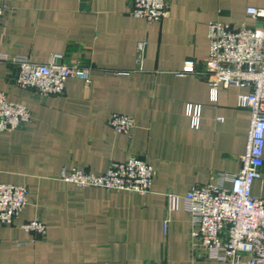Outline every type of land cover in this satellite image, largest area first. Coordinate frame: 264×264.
<instances>
[{
    "label": "crops",
    "instance_id": "obj_1",
    "mask_svg": "<svg viewBox=\"0 0 264 264\" xmlns=\"http://www.w3.org/2000/svg\"><path fill=\"white\" fill-rule=\"evenodd\" d=\"M169 1L170 14L149 22L131 0H2L0 55L87 68L91 82L71 76L63 93L43 96L18 84L17 62H0V89L32 113L0 131V182L29 189L20 217L0 223V264H231L192 247L183 196L241 169L251 113L237 97L248 89L220 86L212 97L202 74L208 25L259 26L247 8L264 0ZM188 59L196 72H183ZM190 105L200 106L197 125ZM114 112L135 119L130 133L110 125ZM130 156L156 171L146 194L61 178L73 168L101 174ZM252 192L264 198V167ZM32 219L45 234L24 229Z\"/></svg>",
    "mask_w": 264,
    "mask_h": 264
},
{
    "label": "built area",
    "instance_id": "obj_2",
    "mask_svg": "<svg viewBox=\"0 0 264 264\" xmlns=\"http://www.w3.org/2000/svg\"><path fill=\"white\" fill-rule=\"evenodd\" d=\"M132 13L147 21H161L170 14L169 0H131ZM7 5L0 0V19ZM247 13L257 19L259 26L245 22L239 26L214 21L208 25L209 55L205 74L212 97L216 99L220 86L247 88L239 92L237 106L250 110V126L241 169L237 173L221 172L212 182L195 185L185 195V209L192 217L191 245L202 249L206 256L231 264H264V198L252 192L253 183L262 177L264 167V8L249 6ZM15 61L20 66L18 84L34 89L40 95H58L64 92L66 81L75 76L91 82L87 68L70 66L50 59L40 63L28 57L0 55L1 61ZM184 73L196 72V61L188 59ZM199 73V72H198ZM188 113L197 125L200 106L188 107ZM31 110L10 101L0 89V131H12L31 120ZM115 131L130 133L135 119L114 112L109 120ZM154 167L139 156L124 161H113L109 169L95 174L73 168L65 170L61 178L80 187H104L146 194L151 191ZM231 186H226V183ZM171 198L170 210L175 207ZM29 200L26 185L0 182V223L12 224L20 217ZM172 201L174 202L172 204ZM27 231L45 234L46 225L39 219L22 224ZM248 259L244 260V256Z\"/></svg>",
    "mask_w": 264,
    "mask_h": 264
}]
</instances>
